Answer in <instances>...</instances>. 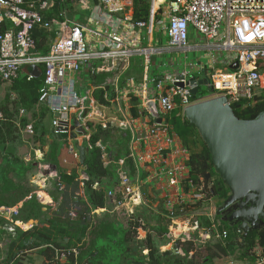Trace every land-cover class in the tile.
<instances>
[{
	"label": "built area",
	"instance_id": "2783aa9c",
	"mask_svg": "<svg viewBox=\"0 0 264 264\" xmlns=\"http://www.w3.org/2000/svg\"><path fill=\"white\" fill-rule=\"evenodd\" d=\"M83 1L0 0V80L12 83L26 67L44 66L45 87L40 101L52 112L55 133H67L68 151L78 162L80 153L77 146L92 136L95 126L131 130L128 156L134 162L135 173L131 174L126 169V158L116 161L117 186L108 190L106 196L111 214L121 215L128 221L138 216L139 237L145 238L149 231L140 209L148 207L159 212L163 205L159 213L168 228L165 236L169 245L179 243V250H182L181 245L192 242L196 248H203L210 241L227 239L229 232L221 228V222L211 221V226L201 222V217L207 216L206 207L210 201L207 186L203 178L198 181L192 178L190 150L172 132L168 120L178 107L182 108L185 116V108L197 101L191 88L175 84L176 81L186 84L188 71L163 74L153 95H148L147 89L143 88L140 93L144 99L142 109L149 117L144 128L135 126L141 118L120 120L106 117L104 110L93 109L89 103L86 105L87 98L77 90V77L83 66H92L95 73L119 66L122 71L115 79V98H111L109 90L102 96L104 103H118L120 74L129 68L132 58L142 54L150 57L162 52L156 47L142 46L139 33L149 22L153 24L156 15L161 13L163 18L160 22L170 41L168 50L187 52L193 28L207 40V49L232 53V59L226 63L227 70L217 68L213 60V72L208 73V88L212 96H225L231 105L251 100L264 88V0H165L163 9H160L159 0H150L148 21L134 19V0H92L98 3L101 11L97 23L110 24L113 30L103 43L94 48L86 38L84 27L70 20L68 15V3ZM56 7H60V19H48L45 13ZM122 26L133 33L129 42L119 32ZM37 31L55 36L46 54L37 50ZM97 61L100 63L95 64ZM235 62H238V67L232 69ZM32 77L29 73L28 78ZM127 83L128 93L136 92L134 78H128ZM153 104L157 108L156 114H153ZM58 126L62 130H57ZM97 145L105 149L101 142ZM107 155L105 152L104 159L110 162ZM43 167L46 166H40L41 169ZM56 176L51 174V177ZM151 182H156L155 191L147 192L145 186ZM21 206L0 207V216L10 223L6 224L10 232H15L16 227L24 230L32 227L13 218ZM256 264H264L261 254Z\"/></svg>",
	"mask_w": 264,
	"mask_h": 264
},
{
	"label": "trees",
	"instance_id": "16d2710c",
	"mask_svg": "<svg viewBox=\"0 0 264 264\" xmlns=\"http://www.w3.org/2000/svg\"><path fill=\"white\" fill-rule=\"evenodd\" d=\"M133 5L134 19L148 21L150 0H134ZM58 11L59 7H56L46 12L48 19L56 16ZM52 37L53 34L37 31V50L46 54ZM39 69L40 76L31 79L26 67L12 83L0 80V96L3 97L0 99V207L22 203L19 213L13 218L23 223L38 221L28 230L16 227L15 232H10L6 228L10 223L0 216V240L6 244L0 247L6 249L4 258L0 253V264H23L25 258L27 264H36L35 256L41 260L40 264H84L86 261L89 264H213L215 260L231 256L233 250H239L240 261L256 264L258 256L252 250L257 246L264 257V225L240 237L236 232L237 226L223 220V214L217 215V219L221 228L228 230V238L208 242L203 248L185 242L184 256L161 250L167 242L164 237L167 225L161 223L154 227L143 239L138 233V216L128 221L121 215H97V210L108 206L107 191L117 186L116 161L126 158V169L131 174L135 173L134 162L128 156L129 133L118 129L95 126L92 136L86 141L88 158L84 175L80 173V164L73 155L67 152L66 156L57 143H50L51 149L43 163L57 166L56 178L48 181L52 186L48 192L57 204L49 202L30 179L39 162L35 159L27 162L25 159L32 141L45 146L49 134L46 121L52 116L49 107L40 101L45 87V69L43 65ZM262 71L264 73V61ZM198 93H201L200 89ZM97 95L105 102L102 90ZM232 108L239 118H256L264 111V88L253 99L233 104ZM168 120L190 150L192 178L196 181L203 178L208 188L206 174L210 173L215 196L208 193V198H217L220 202L226 200L230 190L216 172L210 151L197 128L186 119L181 107L176 108ZM99 142L105 149L97 145ZM105 152L110 162L104 159ZM201 222L205 226L212 224L206 215L201 217ZM239 238L248 247L236 246L235 241ZM144 250L148 251L147 255L143 254Z\"/></svg>",
	"mask_w": 264,
	"mask_h": 264
},
{
	"label": "water",
	"instance_id": "95a60500",
	"mask_svg": "<svg viewBox=\"0 0 264 264\" xmlns=\"http://www.w3.org/2000/svg\"><path fill=\"white\" fill-rule=\"evenodd\" d=\"M199 65L205 74L204 79L193 77L186 84L178 81L175 84L191 88L197 99L185 108V117L199 131L210 151L216 172L230 190L228 198L218 207L217 215H226L228 221L237 226L236 232L246 236L250 230L264 225V111L254 119H242L236 115L227 97L198 93L202 84L209 85L207 66ZM237 67L238 62L231 65L232 69ZM28 70L33 76L41 74L37 66H30ZM195 85L198 86L194 88ZM153 111L156 114L155 104ZM57 130H62V127L58 126ZM55 135L67 137V133ZM70 136L74 137V134ZM77 148L80 164L85 168L88 148L85 143L78 144ZM56 170L57 166L51 164L40 173V177H47ZM206 179L209 185L207 193L215 196L210 173L206 174ZM235 243L241 244L240 240ZM241 246L248 247V244ZM174 254L179 255V252Z\"/></svg>",
	"mask_w": 264,
	"mask_h": 264
},
{
	"label": "crops",
	"instance_id": "0c3cea01",
	"mask_svg": "<svg viewBox=\"0 0 264 264\" xmlns=\"http://www.w3.org/2000/svg\"><path fill=\"white\" fill-rule=\"evenodd\" d=\"M160 2V9L164 8V4L163 2H165V0H159ZM158 5V2H157ZM156 5V6H157ZM68 11H72L73 12V16L75 17L74 19H70L78 24H80L82 27H84L85 29V33H86V38L88 40V42H90V44L92 45L91 47H97L98 45H100L101 43H103L105 41V38L107 36V34L111 33L112 27L110 26V24H105V22H98V17L101 13V11L99 10V5L97 2L92 1V0H85L83 2L80 3H68ZM129 10V8H126ZM161 11V10H160ZM68 12V15H69ZM78 12L81 13V18L77 19L76 15L78 14ZM133 12H134V5H133ZM105 13V12H104ZM46 17L48 16L47 13ZM163 18V15L161 13H159L158 15H156V17L154 18L153 24L149 25L140 29L141 31H139L140 33V37H141V45L144 47H156L159 49H162V52L157 54V55H162L163 52L167 51V49H163L160 48L159 46V40H157L156 43L155 39H154V34L155 31H157L159 34H162L164 36H168L166 30L163 28L160 20ZM50 19H60V7H59V11L56 13V16H53ZM146 29V32L144 31ZM120 34L125 38L126 42H129L130 40L133 39V33L130 32L125 26H122L119 29ZM145 32V34H144ZM53 34V33H50ZM169 37V36H168ZM55 39V36L53 34L52 37V41L50 42V44L53 42V40ZM207 46V40L205 38H203L202 36H200L197 32H195V30L193 28H191L190 30V51L194 50V49H202V48H206ZM50 48V46H49ZM207 49V48H206ZM164 50V51H163ZM188 50V51H189ZM49 51V50H48ZM40 52V51H39ZM228 52V51H227ZM223 56V51L220 52V57H213L216 65L217 64H223L224 66H226V63H228L231 59H232V53L228 52L226 56ZM100 62L97 61L95 62V64H99ZM152 65V56L148 57L146 55H136L134 56V58H132L131 62H130V66L129 68L121 75V79L120 82L117 84L118 85V90L120 92V101L118 103L112 102L111 104H107L101 101V99L98 97L97 92L99 90H102V96L104 91L109 90L108 92L111 94V98H115L116 95H114V89L113 87L116 85L115 83V79L117 78V76L119 75V71H122L120 69V67L118 66L117 68L111 69L110 71H104V72H99V73H95L92 69V66H88L85 67L86 72L89 73V77L91 79V82H89L90 84H88V88H87V93L86 94H82L80 91V95L83 97L87 98L86 101V105L89 103L90 107H92L94 109V107L100 109V110H104L105 111V115L106 117H112V118H117L120 120H124L126 119H140V121L135 123L136 127H143V125L145 124V122L149 119L147 113L145 111H143L142 109V104H143V97L140 96V93L142 92L143 88L147 89V93L148 95H153L157 92V88H158V81H160L162 79V75L156 76V75H152L151 76V67ZM208 67V66H207ZM222 68V67H219ZM223 69V68H222ZM82 74L83 71L80 73V75H78L77 80H78V85H80V82L83 81L82 79ZM98 76V77H97ZM128 78H134L135 80V85H136V92L134 93H128V83H127V79ZM81 87V86H80ZM113 89V90H112ZM202 93V91H201ZM115 103V104H114ZM91 108H89L88 112L90 111ZM108 110L113 111V114H109ZM142 112V115L140 114ZM52 117L53 120V115L49 116ZM48 117V118H49ZM47 126V123H46ZM146 127V126H144ZM143 127V128H144ZM143 128H141L140 130H144ZM52 131H54L53 129V125H52ZM123 132H128L129 133V137L131 136L132 132L131 130H127V131H123ZM55 135V134H54ZM55 138L58 139L60 141V147L63 144V142H66V146H67V152L68 148H69V140L67 138H61L57 135H55ZM51 134H48L46 136V144L44 147L41 146L40 142L34 144L33 141L31 143H29V146L27 148L28 149V153H26L25 155V159L26 161H32V160H37L39 161L38 163V168L35 169L37 170L36 173L32 172L30 179L31 182L33 183L32 178L34 177V175H37V184L39 185V187H37L38 189H40V193L42 196L46 197L48 199L49 202L51 203H55L54 198L50 195V193L48 192V189H50L52 186L50 185V183L48 182L49 179H54L56 177H51V174H55L57 175V170L51 172L50 175H48L47 177H40V173L43 172V170L47 169L48 167H43L42 169L40 168V166H44L47 164L43 163L44 157L46 156V154L49 152V150L51 149ZM85 143L86 141L80 143L81 145ZM80 164V161H79ZM84 169L82 167V165L80 164V173L82 175H84ZM155 184L156 182H151L149 183V185L145 186V190L147 192H154L155 191ZM46 185V187H45ZM43 186V187H42ZM42 187V188H41ZM212 202L214 201V198H211ZM153 200H155V198H153ZM57 204V203H55ZM110 208V205L108 203V206L106 205V207L101 208L99 210H97V215H101V216H106L107 214L109 215H114L111 214L108 209ZM163 205L160 206L159 212H162L161 210L163 209ZM217 209L218 207L215 206H210L208 203V206L206 207V214L209 217V219L213 222H220L217 219ZM144 215V217L147 220L148 223V228L149 231L148 233L152 230L154 227H157L158 225H160L161 223L164 224L166 226V222L165 220H163L164 218L162 217V215L155 211L153 208H148V207H144L142 209H140ZM34 222V223H33ZM31 225H35L38 223V221L35 220H31ZM148 235V234H147ZM147 237V236H146ZM145 237V238H146ZM165 239L166 236H164ZM141 238V237H140ZM144 239V237H142ZM237 240H240L237 239ZM215 241V240H213ZM212 242V241H210ZM241 242V241H240ZM5 243L2 242L0 240V247H5ZM177 245H179V247L177 248ZM236 246H239L236 244ZM180 248V244L177 243L176 245H169L168 240L165 243V245L161 246V250L162 251H171L173 254L175 253V251H179L182 252L183 249L179 250ZM181 248H183V245H181ZM1 250V254L3 255V258L6 256L5 252L6 249H0ZM184 252V251H183ZM239 253V251H238ZM144 255L148 254L147 250L143 251ZM239 255V254H238ZM230 257V258H229ZM227 257L228 260H225L226 258H223L221 260H215V264H249L247 262V260H239V259H233L231 258V256Z\"/></svg>",
	"mask_w": 264,
	"mask_h": 264
},
{
	"label": "rangeland",
	"instance_id": "374dc122",
	"mask_svg": "<svg viewBox=\"0 0 264 264\" xmlns=\"http://www.w3.org/2000/svg\"><path fill=\"white\" fill-rule=\"evenodd\" d=\"M75 17L73 16V12L70 11L69 12V19H74ZM77 19L81 18V13L78 12V14L76 15ZM71 23V22H70ZM146 32V29L144 30ZM144 32V34H145ZM146 35V34H145ZM154 39L155 42H157V40H159V46L160 48L163 49H167L169 47V37L168 36H164L162 34H159L157 31H155L154 34ZM220 50H210V49H206V48H202V49H194V50H189L187 52L184 51H176V50H167L165 52L162 53V55H157L154 54L152 55V65L150 67L151 69V76L152 75H162L165 73H174V72H183V71H188V77L187 79H191L193 77H196L198 79H204L205 74L202 72L201 70V66L199 65V63H201L202 66H208L209 70L208 73L213 72L212 70V63H213V57L217 56L220 57ZM227 51H223V56L227 55ZM134 58V57H133ZM217 68L222 67L223 69H225L226 66H224L223 64H217L216 65ZM87 69H85V66L82 67V79L83 81L80 82V85H77V90L80 91L82 94H86L87 93V88H88V84H90L89 82H91V79L89 77V73L86 72ZM227 70V69H225ZM23 72V71H22ZM21 72V73H22ZM7 85H3V87H5ZM81 86V87H80ZM200 90L202 91V93L205 96H209L211 94V91L208 89L207 85H201L200 86ZM1 97V96H0ZM3 97H1L0 99H2ZM108 113L113 114V111L108 110ZM176 115V114H174ZM181 115V112H180ZM47 123V128L49 130V134H51V143H57L59 148H60V141L58 139L55 138L54 135V131H52V117H49L46 121ZM173 133H176L173 129H172ZM68 146V145H67ZM67 146H66V142H63V144L61 145V149L63 150L64 154L67 156ZM26 152V149L24 150ZM37 161V160H36ZM37 170H35L34 172L36 173ZM33 172V173H34ZM33 180V184L37 187H39V185L37 184V175L35 174L34 177L32 178ZM43 187V186H42ZM41 187V188H42ZM46 187V185H45ZM222 202H220L219 199L214 198V201H210L209 205L211 206H217L219 207L220 204ZM16 206V205H15ZM13 207V206H11ZM31 220L28 222V225H31ZM224 224L226 226H231V224L224 222ZM241 241V239H240ZM238 249V247H237ZM261 248H259L258 246L255 247L254 251H252V253H256L258 258L256 260V262L260 259V254H261ZM239 251V250H238ZM238 251L233 250V254L231 255V258L233 259H238L239 257V253ZM179 252V251H177ZM179 255L184 256L185 254L182 252H179ZM230 258V257H229ZM36 264H40L41 260L39 259V257H36ZM225 260H228V258H226ZM23 264H27L28 260L25 258ZM215 262V261H214ZM213 262V264H215Z\"/></svg>",
	"mask_w": 264,
	"mask_h": 264
},
{
	"label": "flooded vegetation",
	"instance_id": "af4514ba",
	"mask_svg": "<svg viewBox=\"0 0 264 264\" xmlns=\"http://www.w3.org/2000/svg\"><path fill=\"white\" fill-rule=\"evenodd\" d=\"M223 220L227 221L228 222V218L226 215L222 216ZM230 223V222H229ZM232 225H234L235 223L234 222H231ZM241 237V235H240ZM241 245H244L242 242H241Z\"/></svg>",
	"mask_w": 264,
	"mask_h": 264
},
{
	"label": "clouds",
	"instance_id": "9594fccd",
	"mask_svg": "<svg viewBox=\"0 0 264 264\" xmlns=\"http://www.w3.org/2000/svg\"><path fill=\"white\" fill-rule=\"evenodd\" d=\"M38 162H39V161H38ZM39 165H40V163H39ZM45 166H46V167H49V165H45ZM208 199H209V198H208ZM209 200L211 201L212 199H209ZM210 201H209V202H210ZM20 204H22V203H20ZM18 205H19V204H18ZM13 207H14V206H13ZM18 221H19V220H18ZM20 222H21V221H20ZM22 223H23V222H22ZM33 223H34V222H33ZM23 224H28V223H23ZM32 227H33V226H32ZM32 227H31V228H32ZM20 228H21V227H20Z\"/></svg>",
	"mask_w": 264,
	"mask_h": 264
},
{
	"label": "bare ground",
	"instance_id": "6f19581e",
	"mask_svg": "<svg viewBox=\"0 0 264 264\" xmlns=\"http://www.w3.org/2000/svg\"><path fill=\"white\" fill-rule=\"evenodd\" d=\"M156 5H157V3H156Z\"/></svg>",
	"mask_w": 264,
	"mask_h": 264
}]
</instances>
